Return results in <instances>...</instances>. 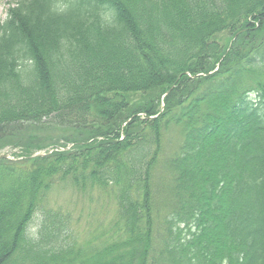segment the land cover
<instances>
[{
	"label": "trees",
	"instance_id": "1",
	"mask_svg": "<svg viewBox=\"0 0 264 264\" xmlns=\"http://www.w3.org/2000/svg\"><path fill=\"white\" fill-rule=\"evenodd\" d=\"M42 125L74 130L71 148L32 157ZM3 141L26 165L0 158V264H264V0H16ZM56 180L112 196L91 258L62 213L34 222Z\"/></svg>",
	"mask_w": 264,
	"mask_h": 264
},
{
	"label": "rangeland",
	"instance_id": "2",
	"mask_svg": "<svg viewBox=\"0 0 264 264\" xmlns=\"http://www.w3.org/2000/svg\"><path fill=\"white\" fill-rule=\"evenodd\" d=\"M15 3L16 0H0V22L6 19L10 6ZM215 38L225 44L226 47H229L233 42V38L229 39L227 33H222L218 35V38ZM152 95L153 93L147 95L145 99H149ZM123 97L129 99L130 102L144 99L138 93L123 94ZM74 132L71 128L67 129L63 125L36 127L32 131L33 136L40 140L43 145L41 148L34 149L32 153L37 151L50 152L52 148L63 145L65 139L76 134ZM26 135L25 132L21 131L15 138H11V141L14 143V141L18 142L20 139H24V142ZM4 141L0 145V154H9L11 160L21 161V165H26L23 161L26 157L21 149L23 147H15L12 142ZM17 155H23V157ZM9 181L8 178L7 184ZM37 206L34 217L36 222L41 220L43 212L58 211L65 215L69 220V225H67L69 231L65 234H70L73 237H68L67 242L76 243L77 247L83 250L86 257L91 258L88 255L98 251L97 249L107 248L105 242L110 237L109 233L113 230L112 221L116 215V205L109 193H103L99 189H96L93 193L89 189L79 190L71 180H56L49 191L44 194V197L38 199Z\"/></svg>",
	"mask_w": 264,
	"mask_h": 264
}]
</instances>
